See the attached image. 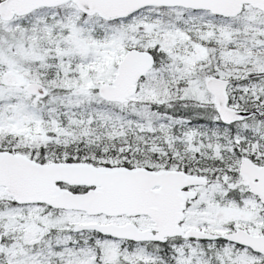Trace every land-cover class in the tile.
<instances>
[{"label":"snow or ice","instance_id":"1","mask_svg":"<svg viewBox=\"0 0 264 264\" xmlns=\"http://www.w3.org/2000/svg\"><path fill=\"white\" fill-rule=\"evenodd\" d=\"M0 264H264V0H0Z\"/></svg>","mask_w":264,"mask_h":264}]
</instances>
